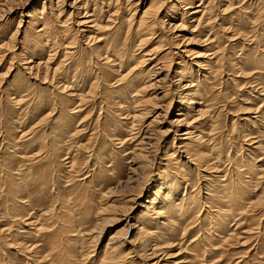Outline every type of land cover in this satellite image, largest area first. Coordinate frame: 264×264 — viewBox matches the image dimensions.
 <instances>
[{"label": "rangeland", "instance_id": "1", "mask_svg": "<svg viewBox=\"0 0 264 264\" xmlns=\"http://www.w3.org/2000/svg\"><path fill=\"white\" fill-rule=\"evenodd\" d=\"M0 264H264V0H0Z\"/></svg>", "mask_w": 264, "mask_h": 264}, {"label": "bare ground", "instance_id": "2", "mask_svg": "<svg viewBox=\"0 0 264 264\" xmlns=\"http://www.w3.org/2000/svg\"><path fill=\"white\" fill-rule=\"evenodd\" d=\"M59 1H61V0H56V2L58 3ZM149 8V7H148ZM189 8V7H188ZM200 8V7H199ZM186 9V8H185ZM191 10H192V8H190ZM150 12V10L149 9H146V11H144V13H143V18L142 19H140V21L142 20H144V17H146L148 14H150L149 13ZM198 12L199 11H197V10H193L192 11V13L190 14V15H194V14H196V15H198ZM157 13V12H156ZM158 14V13H157ZM142 15V14H141ZM91 23L92 21H88V20H81V21H79V22H76V23H80V25H82V23ZM93 23V22H92ZM86 24V25H87ZM83 26V25H82ZM175 27V26H174ZM82 30V29H81ZM149 36L148 37H152V34L149 32V34H148ZM147 37V38H148ZM150 37V38H151ZM146 40H148V39H146V38H144V41L146 42ZM158 48L160 47V45L159 46H157ZM155 48H153V49H151L149 52H148V57L149 56H154L155 54H153V52L152 51H154V52H156V49L154 50ZM159 50V49H158ZM157 50V51H158ZM170 54V53H172V51H168L166 54ZM165 54V55H166ZM147 55H146V57H147ZM148 59H150V58H148ZM152 59V58H151ZM151 59H150V61H151ZM154 59V58H153ZM155 62H153V65L151 66V67H149L148 68V70L149 71H151L152 72V74L155 76L156 74H159V75H157L156 77H154V79L152 78V80H150V82H149V85L147 86L148 88H150V89H153V88H156V89H158V88H161V87H163V85H164V83H168L167 84V86H172L173 87V85L175 86V84H177L178 82H179V80L181 79L182 81H183V78L185 77V75L184 74H182V72H183V68H181V70H175V71H173V73H172V75H170L169 74V72H166V71H164V69L165 68H167L166 67V65L165 64H160L159 66L157 65V63H158V60H154ZM208 61V60H207ZM205 63V61H202V62H198V65H200V66H204L203 64ZM167 64V63H166ZM45 66L44 64H37V66L35 67L36 69H39L40 68V66ZM150 65V64H149ZM209 65V64H208ZM201 68V67H200ZM206 68V67H205ZM28 69V68H27ZM30 70H31V68H30ZM163 71L164 72H166L165 74H163ZM209 71V70H208ZM184 73V72H183ZM203 78V77H202ZM155 79H157L156 81H155ZM172 79L173 80H175V82L174 81H172ZM174 82V83H173ZM180 85V84H179ZM193 85V81H187L186 83H185V81H184V84L182 85V86H180V87H182L183 89V92L182 93H180L179 92V96H182L181 98H182V100L183 101H185V103L186 102H188L189 103V101H191V96L193 95V90L191 89V87H193L192 86ZM166 87V86H165ZM163 89V88H162ZM172 89V88H171ZM179 89V88H178ZM63 90V89H62ZM175 90V89H174ZM180 90V89H179ZM135 91V90H134ZM176 91H177V89H176ZM181 91V90H180ZM158 94H160L161 96H162V98L163 97H165V95L167 94V91L166 92H163V91H161V92H159ZM158 94L156 95V97L158 96ZM181 98H179V99H181ZM181 101V100H180ZM182 102V101H181ZM156 105V104H155ZM154 105V106H155ZM169 105H170V102H168V103H166V105H162V106H159V105H156V106H158L159 107V109H161V110H159L160 111V114H158V115H161V113L163 112V113H167V111H168V108H169ZM184 105V104H183ZM185 106V105H184ZM188 106V105H187ZM155 110V107H151L150 109H144V110H141L140 112H138V115H134V117L136 118V117H144V116H147V114H149V113H151L152 112V110ZM185 109V108H184ZM188 109V108H187ZM181 112H184V110L183 109H181L180 110V112H179V114H177L176 115V117H178L176 120H175V123L174 124H176V126L178 125V127H180V126H183L184 127V124H185V126H186V123H184L183 125H182V123L181 122H183L182 120L183 119H180L181 117H182V114L183 113H181ZM202 113L201 111H197V113ZM156 114V113H155ZM158 115H156L154 118H152V120L151 121H149L147 124H146V126H145V128H146V130H147V132H155L154 130H150L153 126H154V124L156 123V119H157V116ZM167 115V114H166ZM198 115V114H197ZM164 118V117H163ZM172 122V121H171ZM173 123V122H172ZM173 124V126H175ZM157 125V124H156ZM189 125V124H188ZM175 126V127H176ZM185 130H183L184 131V133L182 134V137H184L183 139H182V141H186V142H188L187 140H188V138H189V136H190V132L188 131V129L186 130V128H184ZM145 130V131H146ZM167 132V131H166ZM165 132V133H166ZM144 134V133H143ZM146 134V133H145ZM152 135V134H151ZM163 135H164V133H163ZM150 141H152V138L151 137H147V138H145V141L143 142L142 140H140L139 142H138V144L140 145V148L138 149V151L139 152H141V154L142 153H144V155H145V153H147V151H149L150 149H151V147H152V144H151V142ZM183 149L186 151V153H188L189 152V154L191 155V157L193 156L192 154H191V152L187 149V148H184V146H183ZM143 155V154H142ZM170 155H172V154H170ZM199 159H202V158H199ZM200 161V160H199ZM130 196V197H129ZM128 196V200H127V203L128 202H130V203H132L133 201H136V199H137V197H136V195H129ZM136 197V198H135ZM127 198V197H126ZM125 198V199H126ZM126 209V208H125ZM130 209H128L127 208V210L125 211V212H123V213H127V215L126 216H128L129 214H130ZM123 213H120V216L122 217V215L121 214H123ZM124 216V215H123ZM125 216V217H126ZM119 220V219H118ZM123 220V219H122ZM120 222V221H119ZM151 255V257L153 258L154 257V253H151L150 254ZM150 257V256H149Z\"/></svg>", "mask_w": 264, "mask_h": 264}]
</instances>
